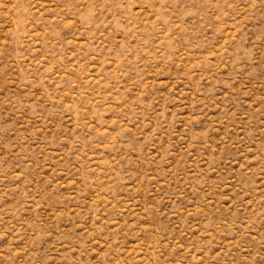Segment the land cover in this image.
Wrapping results in <instances>:
<instances>
[{
	"label": "rangeland",
	"instance_id": "rangeland-1",
	"mask_svg": "<svg viewBox=\"0 0 264 264\" xmlns=\"http://www.w3.org/2000/svg\"><path fill=\"white\" fill-rule=\"evenodd\" d=\"M0 264H264V0H0Z\"/></svg>",
	"mask_w": 264,
	"mask_h": 264
}]
</instances>
